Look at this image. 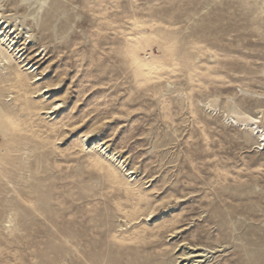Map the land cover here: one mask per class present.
<instances>
[{"label": "rangeland", "instance_id": "obj_1", "mask_svg": "<svg viewBox=\"0 0 264 264\" xmlns=\"http://www.w3.org/2000/svg\"><path fill=\"white\" fill-rule=\"evenodd\" d=\"M0 1L17 21L31 14L34 67L19 73L50 86L23 96L9 89L12 71L0 69V107L22 122L30 162L44 157L36 178L0 172V264H185L175 263L182 251L207 254L194 258L203 264H264V149L223 119L227 96L255 116L258 104L245 103L240 89L264 94V27L257 30L250 10L237 0H60L56 11L52 0L41 9L39 0ZM134 20L143 26L134 30ZM175 28L198 42L197 59L184 47L188 68L138 88L123 52L152 31L138 58H162ZM23 83L29 93L36 85ZM211 96L219 98L214 114L198 102ZM38 101L42 110L26 109ZM86 132L121 155L135 188L74 146ZM10 205L31 213L11 236L2 224Z\"/></svg>", "mask_w": 264, "mask_h": 264}, {"label": "bare ground", "instance_id": "obj_2", "mask_svg": "<svg viewBox=\"0 0 264 264\" xmlns=\"http://www.w3.org/2000/svg\"><path fill=\"white\" fill-rule=\"evenodd\" d=\"M28 1V0H23ZM215 3L221 0H213ZM239 6L244 10L251 11L250 21L254 26H257V30L264 27V0H252L253 4L250 5L247 0H237ZM41 6L40 9L46 5V0H39ZM220 3V2H219ZM60 0H52L51 9L55 11L60 7ZM49 5V4H48ZM3 6L0 1V69H9L12 71V79L9 89L17 90L18 92L23 91V96L31 95L34 93H40L38 96H41L50 90L49 85L41 87L36 84L39 81V78L28 77L25 74L23 77L19 73L21 68H26L25 71L32 70L34 65H31V61L27 62L28 49L27 46L31 41V31L28 29L26 22L27 18L30 17V13L24 14L22 20L17 21L15 14H7L2 10ZM29 6H26V10ZM181 7H178L177 11L180 12ZM48 12V11H47ZM179 16V14H178ZM175 22H179L178 18H175ZM143 24L139 21L134 20L132 23V28L134 30L142 27ZM176 31H169L170 33L164 36V44L160 46L162 49V58L156 57L153 53H148L143 56V59H139L137 51L139 49H145L150 46V41L153 39L155 34L151 31L147 36L145 32L138 33L139 40L142 42L128 45L126 52H123V57L125 60V65L130 69V73L134 80L135 85L138 88H147L151 83H155L164 77L168 80H171L178 72H182L183 69L188 68V65L191 62V55L189 52L184 50V47H189L190 49H196V52L192 53V57L197 59L198 54L200 53V48L198 42L195 41H186L180 38V35ZM186 41V42H185ZM209 46H207V49ZM41 55V54H40ZM39 55V56H40ZM146 59V62L144 61ZM19 64H23L21 67ZM14 66V68H13ZM264 75V71H262ZM27 81V85L32 87V91L29 93L27 91V86L23 83V80ZM189 80L192 78L189 77ZM56 85V84H55ZM41 91H44L41 93ZM242 96L246 97L245 103L254 100L258 106L256 109L255 116H252L249 112L242 110L240 106L235 101L234 97L227 96L224 106V115L223 119L231 126L243 129L247 132L248 137H256L257 142L255 145L257 149H264V103L262 104L259 101V97L264 96V94H255L250 93L248 90L240 89ZM27 102H29L27 100ZM199 104L209 111L211 114H214L219 107V98L216 96L207 97L204 100L198 101ZM244 103V104H245ZM42 101L34 103V105H28L27 110L35 109L37 111L42 110L40 105ZM59 105V102H55L50 105V108L47 110V115H52L56 107ZM50 129L53 130L55 127L53 123H50ZM25 129L22 122L14 116L13 113H10L4 108L0 107V172L2 177H5L9 180L10 170H16L20 174L24 172L25 180H30L32 175L36 176L40 173V165L44 159L42 155H38L34 158L33 162H30V153L31 150H27L23 147L25 144ZM79 147L82 151L88 152L87 154H94L105 159L109 165L111 171L115 173H120L125 178H130L131 180L127 181L130 187L135 188L136 182L131 183V181H136L133 178L135 172L131 168H127L125 160L117 152L110 151L109 145L107 142L101 140L100 138H95L91 135V132H86L81 136H78L75 139V145ZM17 153L19 155L14 156L13 154ZM15 178V177H14ZM17 178V177H16ZM133 178V179H132ZM9 184L14 188V184L9 182ZM43 187L42 181H39L36 185H30L28 188L30 194H35L38 192L39 188ZM23 200L25 198L22 197ZM153 213L149 211L147 216H151ZM30 211L22 205H10L5 210V216L3 219V228L8 233L9 236L14 232L16 225L18 224L19 218L21 216H30ZM138 218H133L132 221H136ZM204 252V251H203ZM207 254H199L197 256L193 255V252L182 251L175 257V263L184 262L185 264H203L206 260H195L194 258H206ZM189 260V261H188Z\"/></svg>", "mask_w": 264, "mask_h": 264}]
</instances>
